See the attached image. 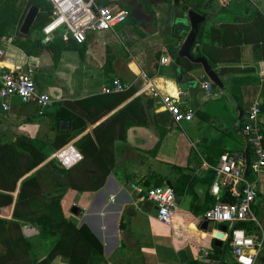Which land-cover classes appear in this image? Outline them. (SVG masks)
I'll use <instances>...</instances> for the list:
<instances>
[{"label": "crops", "instance_id": "crops-1", "mask_svg": "<svg viewBox=\"0 0 264 264\" xmlns=\"http://www.w3.org/2000/svg\"><path fill=\"white\" fill-rule=\"evenodd\" d=\"M98 1L126 11V21L111 30L89 32L84 43L64 48L58 57L45 44L32 45L27 53L13 38L0 39L5 69L34 68L38 89L52 98L43 116L35 102L16 96L9 99L8 110L0 103V138L14 142L25 136L53 148L69 139L21 178L14 191L0 190L13 196L12 204L0 207V218L16 220L22 181L72 144L83 157L87 153L96 165L110 169L99 190L68 189L61 200L67 220L77 227L88 225L102 242L96 264H234L230 225L210 223L204 215L217 202L211 187L221 155L240 153L258 191L253 205L258 222L250 235L264 241V171L251 168L254 150L242 133L248 108L261 100L264 145V0ZM27 2L18 4L27 9L24 19L34 5L39 15L41 7L26 8ZM189 11L205 16L191 54L206 58L223 87L202 63L179 54L191 31ZM38 15L29 34L19 28L22 40L39 38L34 29ZM114 78L132 89L104 93ZM206 80L213 81L212 96L204 88ZM163 95L178 97L183 108L194 112L193 120L176 123L163 107ZM158 187L176 189L179 208L171 224L159 221L156 204L147 198ZM19 222L32 244L25 264H71L66 255L51 258L54 237L42 238L36 224ZM26 226L33 234L25 233ZM218 233L223 234L221 245ZM5 250L0 243V254ZM255 264H264V246Z\"/></svg>", "mask_w": 264, "mask_h": 264}, {"label": "trees", "instance_id": "trees-1", "mask_svg": "<svg viewBox=\"0 0 264 264\" xmlns=\"http://www.w3.org/2000/svg\"><path fill=\"white\" fill-rule=\"evenodd\" d=\"M27 3L26 8L31 4L41 7V12L34 25V29L41 33L39 38L33 40L28 37L27 40H22L19 28L27 9L18 5L19 0H0V39L13 38V42L19 44L27 53L32 52V45L41 48L45 44L53 50L55 57H58L66 47L77 48L78 44H82L71 37L64 39L58 33L51 42L44 43L43 28L50 22L52 5L48 0H28ZM194 8L198 9V7ZM256 14L261 15L258 10ZM251 30H254V26ZM203 32L202 26L199 36H202ZM130 89L132 88L126 91ZM67 142L69 139H63L53 148L47 147L39 139L25 136H17L14 142L0 138V190L14 191L21 178L44 163L52 151ZM109 171L108 166L96 165L92 161V156L85 153L83 159L70 168L66 169L60 166L55 159H51L25 178L15 205L16 220L9 221L0 218V243L6 248L5 252L0 254V264H25L29 261L28 250L32 244L24 238L20 220L36 224L42 238L54 237L56 239L50 253L51 258L66 255L70 258L71 264H96L95 255H101L104 251L102 242L88 225L83 224L77 227L67 220L61 200L68 189L99 190L105 184ZM236 200L237 198L228 191H225L221 197L222 202L232 203ZM12 203L11 194L0 192V207ZM252 224L253 222L248 221L236 223L234 226L244 227L250 234L253 230ZM215 249L220 251L217 247ZM218 255V253L214 254L216 257Z\"/></svg>", "mask_w": 264, "mask_h": 264}, {"label": "built area", "instance_id": "built-area-1", "mask_svg": "<svg viewBox=\"0 0 264 264\" xmlns=\"http://www.w3.org/2000/svg\"><path fill=\"white\" fill-rule=\"evenodd\" d=\"M51 5L50 22L43 28L44 41L49 42L58 33L65 39L71 37L78 43H84L89 32H99L114 29L124 23L127 12L116 10L109 5L100 4L98 0H48ZM226 3L243 0H223ZM256 3L257 0H246ZM5 50L0 46V103L4 110L10 109L9 99L18 97L22 102H35L38 115L43 116L48 111L52 98L49 93L38 89L34 75L35 70L29 67L24 70H8L2 65ZM163 57L162 61L167 62ZM131 85L119 78H114L103 87L104 93L123 92ZM204 88L212 96L213 81L206 80ZM154 95H159L154 92ZM165 110L170 112L176 123L191 121L194 112L183 108L178 97L162 96ZM261 100L254 101L246 112V123L242 129L243 135L254 150L255 159L251 168L262 173L264 171L263 134L260 131V117L262 114ZM63 167L70 168L83 155L72 145L56 151L51 156ZM243 155L234 152H225L221 155L214 168L215 179L211 187L212 194L217 202L205 212V220L213 223H228L230 225V247L234 264H255L256 258L264 246L263 239L252 237L244 227H235L236 223L258 222L253 213V205L258 195L256 182L245 174ZM228 191L235 202H222L221 197ZM147 198L157 206L158 219L162 223L171 224L179 208V202L171 187H158L148 191ZM27 235L33 234L34 229L24 227ZM207 254V253H206Z\"/></svg>", "mask_w": 264, "mask_h": 264}, {"label": "water", "instance_id": "water-1", "mask_svg": "<svg viewBox=\"0 0 264 264\" xmlns=\"http://www.w3.org/2000/svg\"><path fill=\"white\" fill-rule=\"evenodd\" d=\"M38 12H39V7H37L35 5L31 7V9L28 11V13H27V15H26L25 19L23 20V23L20 27L21 33H23V34H29L30 33L32 26H33V24L37 18ZM189 17H190V22H191V31H190L186 41L182 45L179 54L182 56H186L195 62L202 63L207 75L214 81L215 84H217L220 87H223V83L221 82L219 76L213 70V68L210 66V64L208 63L206 58H204V57L194 58L191 54L192 47H193V45L197 39V36H198L199 23H200V21L205 19V16H202L199 13H196L194 11H189ZM245 174H246V176L249 175V162H247ZM226 229H227V227H224V230H226ZM222 236H223L222 233L217 234L218 239H220V240H217V242L220 245L223 243V241H221L222 239L220 238Z\"/></svg>", "mask_w": 264, "mask_h": 264}, {"label": "rangeland", "instance_id": "rangeland-1", "mask_svg": "<svg viewBox=\"0 0 264 264\" xmlns=\"http://www.w3.org/2000/svg\"><path fill=\"white\" fill-rule=\"evenodd\" d=\"M56 160V159H55ZM57 161V160H56ZM58 164H60L58 161H57ZM61 165V164H60Z\"/></svg>", "mask_w": 264, "mask_h": 264}]
</instances>
